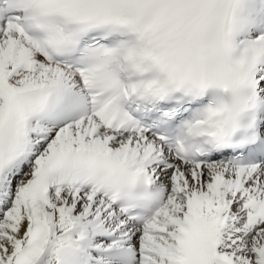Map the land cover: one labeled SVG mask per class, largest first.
I'll return each mask as SVG.
<instances>
[{"label":"snow or ice","instance_id":"obj_1","mask_svg":"<svg viewBox=\"0 0 264 264\" xmlns=\"http://www.w3.org/2000/svg\"><path fill=\"white\" fill-rule=\"evenodd\" d=\"M0 264H264V0H0Z\"/></svg>","mask_w":264,"mask_h":264}]
</instances>
